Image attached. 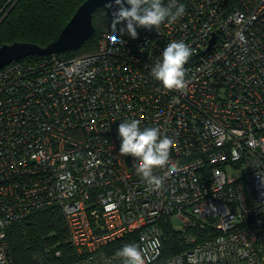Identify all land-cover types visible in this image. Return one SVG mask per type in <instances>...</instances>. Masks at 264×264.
<instances>
[{
  "label": "built area",
  "instance_id": "obj_1",
  "mask_svg": "<svg viewBox=\"0 0 264 264\" xmlns=\"http://www.w3.org/2000/svg\"><path fill=\"white\" fill-rule=\"evenodd\" d=\"M178 3L182 17L138 27L136 39L111 24L92 52L0 69V264H15L9 227L51 208L73 264H122L115 253L129 243L149 264H264V0ZM172 41L193 49L186 91L151 75ZM131 119L173 141L180 170L161 189L119 153L118 126ZM173 221L185 241L194 227L205 238L163 259Z\"/></svg>",
  "mask_w": 264,
  "mask_h": 264
},
{
  "label": "trees",
  "instance_id": "obj_2",
  "mask_svg": "<svg viewBox=\"0 0 264 264\" xmlns=\"http://www.w3.org/2000/svg\"><path fill=\"white\" fill-rule=\"evenodd\" d=\"M85 0H0V46L13 42H28L41 47L55 40L60 31ZM111 15L105 10L93 14V35L75 50L58 54L69 59L92 52L99 33L112 24ZM31 56L24 60L42 59ZM195 236L185 241L188 232L176 230L169 223L162 225V258L179 254L203 242L205 231L194 227L189 231ZM10 255L15 264H73L72 250L68 246L65 220L57 208L35 213L28 221L16 223L7 230ZM60 250L56 257L53 248Z\"/></svg>",
  "mask_w": 264,
  "mask_h": 264
},
{
  "label": "clouds",
  "instance_id": "obj_3",
  "mask_svg": "<svg viewBox=\"0 0 264 264\" xmlns=\"http://www.w3.org/2000/svg\"><path fill=\"white\" fill-rule=\"evenodd\" d=\"M115 8L112 16V29L123 24L121 33L127 32L131 38L138 37L137 28L157 30L165 22L175 23L185 14V6L178 0H110L105 5ZM193 55V49L183 41H172L166 45L160 59L151 68L152 77L160 82L165 90L186 91L189 81L186 79L185 65ZM139 119L125 120L118 126L121 139L119 153L121 156L130 155L135 160V172L152 189H161L167 178L177 173L178 162L171 159L173 141L162 136L159 127L141 129ZM161 169L164 174L156 175ZM115 256L122 264H149L148 250L137 243L122 246Z\"/></svg>",
  "mask_w": 264,
  "mask_h": 264
},
{
  "label": "water",
  "instance_id": "obj_4",
  "mask_svg": "<svg viewBox=\"0 0 264 264\" xmlns=\"http://www.w3.org/2000/svg\"><path fill=\"white\" fill-rule=\"evenodd\" d=\"M110 0H85L78 6L72 17L60 31L57 38L49 42L46 46L28 42H13L0 46V69L7 64L16 62L31 56H49L61 54L79 49L83 43L94 33L93 14L98 10H105L111 17L115 8H107L105 5ZM114 2V0H112ZM211 39L209 47L213 44Z\"/></svg>",
  "mask_w": 264,
  "mask_h": 264
},
{
  "label": "rangeland",
  "instance_id": "obj_5",
  "mask_svg": "<svg viewBox=\"0 0 264 264\" xmlns=\"http://www.w3.org/2000/svg\"><path fill=\"white\" fill-rule=\"evenodd\" d=\"M230 173H231V174H234L233 171L230 172ZM172 223H173V227H174V229H176V230H179V229H180V224H179V222H177V221H173Z\"/></svg>",
  "mask_w": 264,
  "mask_h": 264
}]
</instances>
